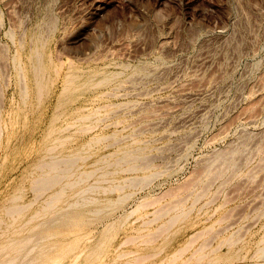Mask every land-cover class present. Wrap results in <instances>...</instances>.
<instances>
[{"label": "rangeland", "instance_id": "obj_1", "mask_svg": "<svg viewBox=\"0 0 264 264\" xmlns=\"http://www.w3.org/2000/svg\"><path fill=\"white\" fill-rule=\"evenodd\" d=\"M0 264H264V0H0Z\"/></svg>", "mask_w": 264, "mask_h": 264}]
</instances>
